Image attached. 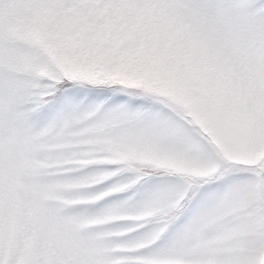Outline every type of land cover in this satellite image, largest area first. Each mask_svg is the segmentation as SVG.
I'll list each match as a JSON object with an SVG mask.
<instances>
[{
    "label": "snow or ice",
    "instance_id": "1",
    "mask_svg": "<svg viewBox=\"0 0 264 264\" xmlns=\"http://www.w3.org/2000/svg\"><path fill=\"white\" fill-rule=\"evenodd\" d=\"M0 264H264V0H0Z\"/></svg>",
    "mask_w": 264,
    "mask_h": 264
}]
</instances>
